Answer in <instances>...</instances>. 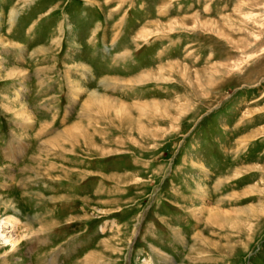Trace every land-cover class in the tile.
Masks as SVG:
<instances>
[{"label": "rangeland", "instance_id": "rangeland-1", "mask_svg": "<svg viewBox=\"0 0 264 264\" xmlns=\"http://www.w3.org/2000/svg\"><path fill=\"white\" fill-rule=\"evenodd\" d=\"M1 224L0 264H264V0H0Z\"/></svg>", "mask_w": 264, "mask_h": 264}, {"label": "bare ground", "instance_id": "bare-ground-1", "mask_svg": "<svg viewBox=\"0 0 264 264\" xmlns=\"http://www.w3.org/2000/svg\"><path fill=\"white\" fill-rule=\"evenodd\" d=\"M95 96V95H94ZM94 97H90V102L91 100L93 99ZM88 104V103H87ZM210 217L212 218L211 216V213H210ZM10 222H8L9 224H11V220H9ZM4 232H6L5 230H3V225L1 224L0 225V237L3 239V241L8 244V245H11L12 247V250H14V248H18V244H19V241L15 238H13L12 236H9L8 234H5ZM7 233H10V232H7ZM12 233V232H11Z\"/></svg>", "mask_w": 264, "mask_h": 264}, {"label": "crops", "instance_id": "crops-1", "mask_svg": "<svg viewBox=\"0 0 264 264\" xmlns=\"http://www.w3.org/2000/svg\"><path fill=\"white\" fill-rule=\"evenodd\" d=\"M43 9H44V8H43ZM43 9H41V10H43ZM56 17H57V16H56ZM45 24H46V23H43V21H41V22L38 24V30H36V31L34 32V34L37 33L40 29L42 30ZM46 25H47V24H46ZM36 27H37V26H36ZM36 27H35V28H36ZM35 28H34V29H35ZM46 36H47V34H46V35H45V34H44V35L40 34V36L38 37V41H37L36 43H35V42H34V43H32V42L29 43V46L32 47L31 45L34 44L33 46L35 47L36 45H44V44H47V43H49L50 39H51L54 35L52 36V33L49 32V36H47V37H46ZM51 36H52V37H51ZM46 38H47V39H46ZM28 48H29V47H28Z\"/></svg>", "mask_w": 264, "mask_h": 264}]
</instances>
